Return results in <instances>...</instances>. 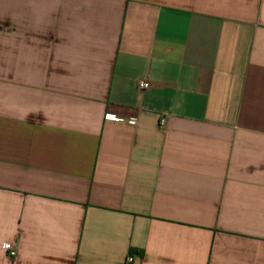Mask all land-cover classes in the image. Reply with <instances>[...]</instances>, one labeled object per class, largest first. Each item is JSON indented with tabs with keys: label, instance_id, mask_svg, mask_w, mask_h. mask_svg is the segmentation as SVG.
Wrapping results in <instances>:
<instances>
[{
	"label": "crops",
	"instance_id": "crops-1",
	"mask_svg": "<svg viewBox=\"0 0 264 264\" xmlns=\"http://www.w3.org/2000/svg\"><path fill=\"white\" fill-rule=\"evenodd\" d=\"M0 264H264V0H0Z\"/></svg>",
	"mask_w": 264,
	"mask_h": 264
},
{
	"label": "built area",
	"instance_id": "built-area-1",
	"mask_svg": "<svg viewBox=\"0 0 264 264\" xmlns=\"http://www.w3.org/2000/svg\"><path fill=\"white\" fill-rule=\"evenodd\" d=\"M139 86L142 87V88H148L149 84L146 81H140L139 82ZM160 124L164 128V124H165V119L164 118L161 119ZM5 249H6V251H8V254H9L10 258L13 259V258L17 257V255H18L17 249H12L9 245H6ZM133 261H134V259L131 258V259L128 260V263H132Z\"/></svg>",
	"mask_w": 264,
	"mask_h": 264
}]
</instances>
